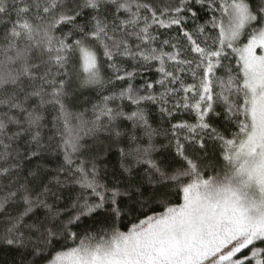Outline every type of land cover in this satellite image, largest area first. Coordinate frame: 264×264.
<instances>
[{
    "label": "snow or ice",
    "instance_id": "6c2138e0",
    "mask_svg": "<svg viewBox=\"0 0 264 264\" xmlns=\"http://www.w3.org/2000/svg\"><path fill=\"white\" fill-rule=\"evenodd\" d=\"M5 250L264 264V0H0Z\"/></svg>",
    "mask_w": 264,
    "mask_h": 264
},
{
    "label": "trees",
    "instance_id": "16d2710c",
    "mask_svg": "<svg viewBox=\"0 0 264 264\" xmlns=\"http://www.w3.org/2000/svg\"><path fill=\"white\" fill-rule=\"evenodd\" d=\"M14 253L9 251H0V264H11L14 259Z\"/></svg>",
    "mask_w": 264,
    "mask_h": 264
},
{
    "label": "rangeland",
    "instance_id": "374dc122",
    "mask_svg": "<svg viewBox=\"0 0 264 264\" xmlns=\"http://www.w3.org/2000/svg\"><path fill=\"white\" fill-rule=\"evenodd\" d=\"M259 51V50H258Z\"/></svg>",
    "mask_w": 264,
    "mask_h": 264
}]
</instances>
